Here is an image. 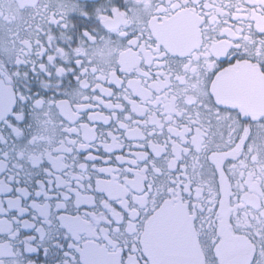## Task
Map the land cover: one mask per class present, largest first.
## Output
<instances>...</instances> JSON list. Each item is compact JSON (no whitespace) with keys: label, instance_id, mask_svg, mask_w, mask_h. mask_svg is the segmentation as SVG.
I'll list each match as a JSON object with an SVG mask.
<instances>
[{"label":"snow or ice","instance_id":"snow-or-ice-1","mask_svg":"<svg viewBox=\"0 0 264 264\" xmlns=\"http://www.w3.org/2000/svg\"><path fill=\"white\" fill-rule=\"evenodd\" d=\"M0 264H264V0H0Z\"/></svg>","mask_w":264,"mask_h":264}]
</instances>
